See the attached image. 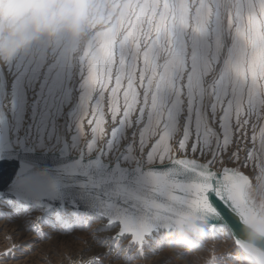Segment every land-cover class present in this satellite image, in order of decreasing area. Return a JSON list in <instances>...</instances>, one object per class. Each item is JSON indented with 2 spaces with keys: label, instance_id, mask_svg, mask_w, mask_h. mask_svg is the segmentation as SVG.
Listing matches in <instances>:
<instances>
[{
  "label": "snow or ice",
  "instance_id": "obj_1",
  "mask_svg": "<svg viewBox=\"0 0 264 264\" xmlns=\"http://www.w3.org/2000/svg\"><path fill=\"white\" fill-rule=\"evenodd\" d=\"M106 2L86 46L36 36L0 63V209L38 213L37 235L48 216L63 234L82 216L107 218L119 225L110 239L129 235L138 255L186 209L213 233L230 226L213 197L247 223L249 178L212 168L250 118L264 119V0ZM49 155L58 162L35 159Z\"/></svg>",
  "mask_w": 264,
  "mask_h": 264
},
{
  "label": "clouds",
  "instance_id": "obj_2",
  "mask_svg": "<svg viewBox=\"0 0 264 264\" xmlns=\"http://www.w3.org/2000/svg\"><path fill=\"white\" fill-rule=\"evenodd\" d=\"M109 7L106 0H0V63L36 36L49 41L64 36L79 50L91 34L104 29ZM248 198L253 212L247 223H241L237 238L241 264H264V179L251 185ZM162 240L163 251L178 264H217L209 225L195 210L175 215Z\"/></svg>",
  "mask_w": 264,
  "mask_h": 264
},
{
  "label": "rangeland",
  "instance_id": "obj_3",
  "mask_svg": "<svg viewBox=\"0 0 264 264\" xmlns=\"http://www.w3.org/2000/svg\"><path fill=\"white\" fill-rule=\"evenodd\" d=\"M260 115L264 116V112H261ZM84 127L85 131L88 132L89 129L86 120ZM261 127H264V119H257L255 117L250 118L249 126L246 129L242 130L239 134L234 135L232 144L227 148L226 152L222 150V154L217 157V163L213 167L217 169H220L222 167H230L233 170L238 171L239 173L245 174L249 178L250 184L254 185L259 180L258 177L262 174L260 171L261 167H264V154L258 156L256 155V152L259 149L260 145L264 143V133L261 132ZM106 128H108V130L110 131V125H106ZM128 135L131 136V133H128ZM249 150H252L254 153V158L251 160L247 159ZM235 153L238 154V159L233 158V154ZM200 161L207 162V158H201ZM3 213L1 214L0 219H6L11 223H14L16 221L12 218L16 215H14L11 211ZM19 216L21 217L24 215ZM25 217L30 218L29 223L31 224L35 215ZM98 220L100 219L93 216H82L79 218L78 227H76L70 234H63L60 226L55 224L52 216H48L46 218V222L42 226L43 230L41 229L42 235H37L31 229L30 224L29 228H24V232H22L21 234H19V232L20 229L23 228H21L20 226L6 228L0 226V248L6 247V249L0 250V254L9 251V249H16L12 252L9 258L0 259V264H69L71 260L80 259V253H91L92 255H94V251L98 250L100 245L102 246L100 247V249L102 250L108 248L107 253H109V250L112 251L108 256L106 254H104V256L97 255V258H100H98V264H112L113 262V264H141L142 261V264H162L163 261V264L178 263L177 261V263H174L175 260L173 261V257L168 255L167 253L165 254V252L163 251L165 246V242L161 239L163 231H161L157 235V237H160L159 239L157 237L154 238V242L150 244V246L152 245V247L149 246L143 248V252L141 251V253L138 255L136 246H132L131 250L126 249L130 245L128 239L129 236L123 237V240L121 239L118 242H114L110 239V236H113L112 233L114 231V228L116 227L115 225H113L112 227H108L104 224L102 226H99L97 230H94L93 228L96 224L95 222ZM46 226H49L51 229L49 227L48 229L45 228ZM49 229L50 231H48ZM227 231L228 230L224 226H218L214 233H211L210 231V237L211 235L213 236V239H211L215 241V237L217 238V240L215 241V258L217 264H241V254L235 248V245H233L234 241H232L233 239L232 237H230L231 235L229 231L228 233ZM29 232H31L34 237H31L30 234H28ZM109 232L111 233L110 236H108ZM101 233L103 237L105 234V237L107 238L106 240L104 239L105 237L103 238L101 236ZM107 241H109V243ZM220 247L221 249H224L221 250ZM217 248L220 250H218ZM123 249L125 253L123 252ZM144 249L146 250L144 251ZM114 252L117 255H112L115 254ZM160 252L161 255L159 254ZM147 253L148 255H146ZM162 256L165 257L162 258ZM238 256L241 258H239ZM12 257L15 258L13 259ZM111 257L113 260L111 259ZM161 259L164 260L162 261ZM157 260H159L160 262Z\"/></svg>",
  "mask_w": 264,
  "mask_h": 264
},
{
  "label": "bare ground",
  "instance_id": "obj_4",
  "mask_svg": "<svg viewBox=\"0 0 264 264\" xmlns=\"http://www.w3.org/2000/svg\"><path fill=\"white\" fill-rule=\"evenodd\" d=\"M233 147V146H232ZM236 147V146H235ZM232 150V149H231ZM236 154V153H235ZM200 161V160H199ZM202 162V161H201ZM202 163H206V162H202ZM214 169H216V170H220V169H217V168H215V167H213ZM228 168H230V167H228ZM231 170H233L232 168H230ZM10 210L9 209H7V208H4V209H0V213H3V212H9ZM4 214V213H3ZM33 216L35 215H38L37 213H33L32 214ZM0 216H1V214H0ZM88 216H90V215H88ZM13 219H15L16 221L14 222V223H11V222H9L8 220H6V219H0V226H2L3 228H6V227H16V226H20L21 228H23V229H20V232H19V234H21L22 232H24V228H29V222H30V218L29 217H25V216H19V217H17V215L15 216V217H12ZM32 218V217H31ZM33 219V218H32ZM98 219H100V218H98ZM103 219H100V220H98V221H96L95 223V225H94V230H97V228L99 227V226H102V225H107V221L106 220H103ZM48 227L49 226H46L45 228H47L48 229ZM218 227V226H217ZM50 228V227H49ZM226 228V227H225ZM51 229V228H50ZM50 229L48 230V231H50ZM118 229H119V226L118 225H116V227L114 228V231H113V233H112V235L114 236L115 234H116V232L118 231ZM227 229V228H226ZM43 230V229H42ZM228 230V229H227ZM91 231V230H90ZM226 231V230H225ZM224 231V232H225ZM229 231V230H228ZM228 231H227V233H228ZM87 232V231H86ZM88 232H89V230H88ZM102 232V231H101ZM112 232V231H111ZM161 232V231H160ZM93 233V232H92ZM163 233H164V231H163ZM212 233V232H211ZM230 233V232H229ZM28 234H30V236L31 237H34V235L31 233V232H29ZM110 232H109V234H108V236H110ZM226 234V233H225ZM89 235V234H88ZM94 235V234H93ZM231 235V234H230ZM101 236H102V233H101ZM100 236V237H101ZM126 236V235H125ZM124 236V237H125ZM216 236V235H215ZM94 237V236H93ZM99 237V238H100ZM103 237V236H102ZM104 237H105V234H104ZM103 237V238H104ZM111 237V236H110ZM213 236L211 235V238H212ZM230 237H232V236H230ZM88 238V237H87ZM158 239L160 238V237H157ZM162 238V237H161ZM90 239V238H89ZM105 240L107 239L106 237L104 238ZM125 239V238H124ZM128 239H129V242L131 241V238H130V236L128 237ZM213 239V238H212ZM215 239L217 240V238L215 237ZM214 239V240H215ZM230 239V238H229ZM233 239V238H232ZM123 240V239H122ZM127 240V239H126ZM155 240V239H154ZM161 240V239H160ZM215 240V241H216ZM110 241V240H109ZM109 241H107L108 243H109ZM120 241V240H119ZM159 241V240H158ZM214 241V242H215ZM220 241V240H219ZM218 241V242H219ZM231 241V240H230ZM232 241H234V240H232ZM105 242V241H104ZM103 243V242H102ZM222 243V242H221ZM112 244V243H111ZM156 244V243H155ZM219 244V243H218ZM116 245V244H115ZM129 245V244H128ZM225 245V244H224ZM233 245H235V244H233ZM124 246V245H123ZM122 246V247H123ZM126 246V245H125ZM154 246V245H153ZM218 246V245H217ZM100 247H102L101 245H100ZM100 247H99V249L98 250H96V251H94L95 252V254L94 255H92L91 253L89 254V253H80L79 255V257L81 258V257H83L82 259H84V260H87V259H91V258H97V255H103L104 256V254H106L107 253V249H104V250H102V249H100ZM112 247V246H111ZM114 247V246H113ZM150 247H152V245L150 246ZM222 247V246H221ZM221 247H220V249H221ZM224 247V246H223ZM230 248V247H229ZM231 248H232V246H231ZM236 248V247H235ZM4 249H6V247H1L0 248V250H4ZM112 249H114V248H112ZM127 249V248H126ZM125 249V250H126ZM151 249H153V248H151ZM155 249V248H154ZM218 249V248H217ZM220 249H218V250H220ZM222 249H224V248H222ZM221 249V250H222ZM237 249V248H236ZM119 250V249H118ZM136 250V249H135ZM146 249H144V251H145ZM217 250V251H218ZM112 251V250H111ZM115 251V250H114ZM142 251V250H141ZM153 251V250H152ZM230 251V250H229ZM228 251V252H229ZM239 251V250H238ZM123 252L125 253V251H124V249H123ZM131 252V251H130ZM135 252V251H134ZM143 252V251H142ZM147 252V251H146ZM163 252V251H162ZM232 252V251H231ZM237 252V251H236ZM99 253V254H98ZM115 253V252H114ZM118 253V252H117ZM128 253V252H127ZM136 253V252H135ZM149 253V252H148ZM148 253L146 254V255H148ZM164 253V252H163ZM227 253V252H226ZM230 253V252H229ZM112 254V253H111ZM133 254V253H132ZM131 254V255H132ZM160 255H161V252L159 253ZM166 254V253H165ZM234 254V253H233ZM112 255H117L116 253L115 254H112ZM108 256V255H107ZM106 256V257H107ZM135 256V255H134ZM159 256V255H158ZM120 257V256H119ZM123 257V256H122ZM165 256H162V258H164ZM167 257V256H166ZM226 257V256H225ZM234 257V256H233ZM239 257V256H238ZM99 258V257H98ZM97 258V259H98ZM137 258V257H136ZM147 258V257H146ZM157 258V257H156ZM239 258H241V257H239ZM100 259V258H99ZM111 259H112V257H111ZM115 259V258H114ZM120 259V258H119ZM155 259V258H154ZM173 259V258H172ZM242 259V258H241ZM75 260V259H74ZM79 260V259H78ZM113 260V259H112ZM125 260H126V258H125ZM162 260V259H161ZM164 260V259H163ZM162 260V261H163ZM224 260V259H223ZM80 261V260H79ZM115 261V260H114ZM134 261V260H133ZM136 261H138V260H136ZM151 261V260H150ZM155 261V260H154ZM157 261H159V260H157ZM166 261V260H165ZM173 261H174V259H173ZM160 262V261H159ZM164 262V261H163ZM163 262H162V264H163ZM176 261H174V263H175ZM226 262V261H225ZM114 263V262H113ZM112 263V264H113ZM126 263V262H125ZM143 263V261L141 262V264ZM177 263V262H176ZM4 264V263H3ZM119 264H121V263H119ZM178 264V263H177Z\"/></svg>",
  "mask_w": 264,
  "mask_h": 264
},
{
  "label": "water",
  "instance_id": "obj_5",
  "mask_svg": "<svg viewBox=\"0 0 264 264\" xmlns=\"http://www.w3.org/2000/svg\"><path fill=\"white\" fill-rule=\"evenodd\" d=\"M178 158H179V156H178ZM194 158V157H193ZM35 159H37V160H39L41 163H43V164H45V165H54V164H56L58 161H57V158L55 157V156H53V155H49V156H47V157H44L43 159H41L39 156H37V157H35ZM198 162H201V161H198ZM202 163V162H201ZM223 168L224 167H222L219 171H222L223 170ZM228 168V167H227ZM230 169V168H229ZM14 170H15V166L13 165V166H7V167H5V169H4V178H5V181H7V180H9L10 178H11V175H12V173L14 172ZM157 170H164V169H162V168H160L159 166H157ZM212 170L213 171H218V170H216V169H214V168H212ZM231 170V169H230ZM240 174H243V173H240ZM244 176H246L245 174H243ZM247 177V176H246ZM248 178V177H247ZM213 199V202L216 204V206L218 207V208H220V210L222 211V212H224V215L225 216H227L228 217V220L230 221V226H224V227H226L228 230H229V232H230V234H231V236H232V238H233V240H234V244H235V240L240 236V234H241V225H238L237 224V221H236V218L234 217V216H232V215H230L227 211H225L224 210V208L219 204V202L218 201H215V198L213 197L212 198ZM90 216H93V217H96V218H98L97 216H94V215H91L90 214ZM100 219H103V220H106L107 221V218H100ZM116 225H118V224H116ZM115 225V226H116ZM119 226V225H118ZM218 226H222V225H218ZM118 231H119V229H118ZM117 231V232H118ZM161 231H164V230H161ZM116 232V233H117ZM233 232H235V235L233 234ZM126 236H129V235H126ZM131 238V237H130ZM236 247V246H235ZM238 250V249H237Z\"/></svg>",
  "mask_w": 264,
  "mask_h": 264
},
{
  "label": "built area",
  "instance_id": "obj_6",
  "mask_svg": "<svg viewBox=\"0 0 264 264\" xmlns=\"http://www.w3.org/2000/svg\"><path fill=\"white\" fill-rule=\"evenodd\" d=\"M79 260L78 259L71 260L69 264H84V261H85L84 259L80 258Z\"/></svg>",
  "mask_w": 264,
  "mask_h": 264
}]
</instances>
